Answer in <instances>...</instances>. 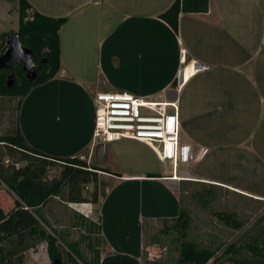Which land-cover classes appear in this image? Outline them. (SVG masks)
Here are the masks:
<instances>
[{
	"label": "crops",
	"instance_id": "crops-1",
	"mask_svg": "<svg viewBox=\"0 0 264 264\" xmlns=\"http://www.w3.org/2000/svg\"><path fill=\"white\" fill-rule=\"evenodd\" d=\"M27 1L65 18L60 69L18 112L0 97V134L17 123L30 147L108 171L98 170L96 203L68 202L83 221L97 219L99 264H142L145 227L178 216L183 179L264 200V0H208L205 12H180L177 32L159 18L174 0ZM18 3L0 0V32L17 30ZM183 56L204 69L178 80ZM101 91L178 99L180 138L199 157L173 178L170 162V171L151 169L140 141H95Z\"/></svg>",
	"mask_w": 264,
	"mask_h": 264
},
{
	"label": "rangeland",
	"instance_id": "rangeland-1",
	"mask_svg": "<svg viewBox=\"0 0 264 264\" xmlns=\"http://www.w3.org/2000/svg\"><path fill=\"white\" fill-rule=\"evenodd\" d=\"M31 13L28 11L29 15ZM139 149L150 162L152 170L170 171L169 161H159L142 142ZM32 162L22 152L0 144V172L12 171L31 165ZM60 169L59 163L49 165L43 180L48 182L58 177ZM183 180L185 181H180V193L181 208L188 217L186 233L181 236L172 227V222L148 223L144 233L142 264H177L180 243L184 240L194 241L198 247H206L215 252L216 260L211 259L207 264H232L233 259L250 258L245 245L262 244L264 241V200L217 185ZM96 188L98 191V184ZM93 189V182L80 185L83 197H88ZM67 199L68 188L65 186L60 195L49 197L41 207L32 212L39 217L40 227L56 237L62 264H98L101 240L97 219L93 222L83 221L68 208ZM14 200L15 195L0 177V209L4 213L8 212L14 206ZM218 212L231 213L241 226L234 228L226 225L217 217ZM230 245L233 250L224 252ZM1 247L4 257L12 259L16 264H52L47 244L39 237L26 236L22 245L12 237L4 241Z\"/></svg>",
	"mask_w": 264,
	"mask_h": 264
},
{
	"label": "trees",
	"instance_id": "trees-1",
	"mask_svg": "<svg viewBox=\"0 0 264 264\" xmlns=\"http://www.w3.org/2000/svg\"><path fill=\"white\" fill-rule=\"evenodd\" d=\"M31 5L27 0H19L18 3V28L16 31L0 32V50L6 38L16 34L22 45L32 52V59L36 63L34 69L36 77L31 80L24 70L15 67L11 70H0V97H8L16 100L18 112L20 99L27 95L31 88L53 78L60 69V38L59 30L65 22V18L50 17L36 10L28 14ZM208 9V0H174L172 4L159 14V18L165 21L174 32L178 31L180 12H205ZM10 74L14 76L11 85L6 84ZM17 119V117H16ZM0 144H5L32 159L31 165H25L12 171L0 172V177L9 190L15 195L14 206L6 213L0 209V264H16L12 259L5 258L1 244L15 237L18 244L22 245L26 236L39 237L47 244V253L50 259L61 261L57 240L53 234L47 233L40 227L39 217L32 212L41 207L51 196L61 194L63 188H68L67 201L73 203H96L98 191L96 188L98 170L106 171L88 165L85 159L80 157H56L40 152L30 147L20 132L16 123L14 128L0 134ZM61 164L59 176L50 181H44V175L49 165ZM108 172V171H106ZM152 176H157L156 174ZM93 182L94 189L88 197L81 195L80 185ZM217 217L226 225L239 228L241 225L228 212H218ZM181 236H184L188 226L187 213L181 208L178 216L171 221ZM99 233V225H97ZM245 249L250 253V258L233 259L232 264H264V241L262 244L247 243ZM230 245L225 251H232ZM215 252L209 248L198 247L194 241H181L177 264H207L214 257ZM70 259L71 256H70ZM98 264L100 253L97 257ZM75 264V262H73Z\"/></svg>",
	"mask_w": 264,
	"mask_h": 264
},
{
	"label": "built area",
	"instance_id": "built-area-1",
	"mask_svg": "<svg viewBox=\"0 0 264 264\" xmlns=\"http://www.w3.org/2000/svg\"><path fill=\"white\" fill-rule=\"evenodd\" d=\"M12 35L8 36L2 44L0 70L12 71L15 67H19L27 75L20 61L15 64L4 58ZM181 60L184 64L182 68L184 73H179L178 80L184 79L185 70L188 67H190V74L204 69L198 63L192 65L185 63L184 56ZM33 64L34 68L36 63L33 61ZM13 82L14 76L10 74L6 84L11 85ZM94 106L93 138L95 141L103 143L119 140L140 141L150 147L159 161L167 160L171 163L173 178L176 177L178 165H188L199 157L200 152H193L191 145L184 143L180 138L178 99L147 100L126 91H101L94 95ZM177 178L179 180V177Z\"/></svg>",
	"mask_w": 264,
	"mask_h": 264
},
{
	"label": "water",
	"instance_id": "water-1",
	"mask_svg": "<svg viewBox=\"0 0 264 264\" xmlns=\"http://www.w3.org/2000/svg\"><path fill=\"white\" fill-rule=\"evenodd\" d=\"M13 34L9 38V49L5 54V60L10 63H20L23 66V69L27 72V77L33 80L36 77L35 69L33 68V59L32 52L26 47H22L21 43L18 40V36ZM52 264H60V260L55 258Z\"/></svg>",
	"mask_w": 264,
	"mask_h": 264
},
{
	"label": "bare ground",
	"instance_id": "bare-ground-1",
	"mask_svg": "<svg viewBox=\"0 0 264 264\" xmlns=\"http://www.w3.org/2000/svg\"><path fill=\"white\" fill-rule=\"evenodd\" d=\"M190 70V69H189ZM184 72L182 71V74H183ZM185 75H186V70H185V74H184V78H185Z\"/></svg>",
	"mask_w": 264,
	"mask_h": 264
}]
</instances>
